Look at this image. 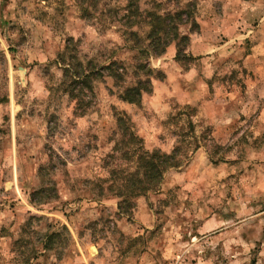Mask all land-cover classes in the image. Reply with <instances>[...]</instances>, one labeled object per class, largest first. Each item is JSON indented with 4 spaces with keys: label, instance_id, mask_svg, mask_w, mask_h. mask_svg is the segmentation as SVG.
I'll return each mask as SVG.
<instances>
[{
    "label": "rangeland",
    "instance_id": "rangeland-1",
    "mask_svg": "<svg viewBox=\"0 0 264 264\" xmlns=\"http://www.w3.org/2000/svg\"><path fill=\"white\" fill-rule=\"evenodd\" d=\"M128 1L0 0V264H264V0ZM151 12L191 13L181 58L180 38L140 58ZM147 59L164 78L122 101ZM63 60L99 75L75 85ZM120 112L145 150L188 157L122 213L87 183Z\"/></svg>",
    "mask_w": 264,
    "mask_h": 264
},
{
    "label": "trees",
    "instance_id": "trees-1",
    "mask_svg": "<svg viewBox=\"0 0 264 264\" xmlns=\"http://www.w3.org/2000/svg\"><path fill=\"white\" fill-rule=\"evenodd\" d=\"M139 1H128V14H140ZM188 15V19H182V15H172L169 12L164 15L156 12L148 13L150 31L145 38V42H149L147 47H141L144 41L137 32L133 30L130 32V36L135 40L137 39L138 44L136 46L138 47L136 49L140 58L142 56L155 58L163 55L166 49L179 38L178 59L181 58V45L186 46L190 40L188 36H182L179 33V26L188 24L191 13ZM127 22L130 29L133 28L132 26L137 25V23L130 20ZM148 59L144 63H137L134 67L135 82L121 92L119 98L122 101L132 105H140L143 95L152 92L153 79L162 80L164 78L161 72L151 67ZM63 62L65 66H69L65 69V72L67 76L71 74V78L75 80V85L83 83L91 87L92 79L99 75V72L95 73L93 70L90 71V75H86L76 65L72 64L71 68L69 63L64 60ZM121 66L123 65L111 63L103 70L108 71L117 84H122L125 82L126 73L124 67L120 69ZM71 98L76 99L74 93L71 94ZM116 120L118 128L115 132V145L111 153L106 156L105 162L106 167H109L108 176L98 178L96 181H87V183L92 185V190L99 199L105 198L106 193L118 198L120 200L119 211L122 213L133 205L136 198L157 191L162 185L166 173L172 169L182 167L188 157L185 158L179 148H176L171 154H164L160 150L152 152L145 150L142 141L132 130L131 117L124 112H120L117 114ZM47 193L48 190L46 189L34 192L31 197L32 204L39 206L36 198H43ZM252 264H256V262L253 261Z\"/></svg>",
    "mask_w": 264,
    "mask_h": 264
}]
</instances>
